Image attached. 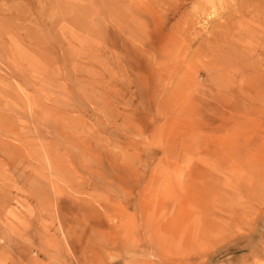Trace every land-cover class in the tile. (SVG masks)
Segmentation results:
<instances>
[{
	"label": "rangeland",
	"instance_id": "obj_1",
	"mask_svg": "<svg viewBox=\"0 0 264 264\" xmlns=\"http://www.w3.org/2000/svg\"><path fill=\"white\" fill-rule=\"evenodd\" d=\"M0 264H264V0H0Z\"/></svg>",
	"mask_w": 264,
	"mask_h": 264
},
{
	"label": "bare ground",
	"instance_id": "obj_2",
	"mask_svg": "<svg viewBox=\"0 0 264 264\" xmlns=\"http://www.w3.org/2000/svg\"><path fill=\"white\" fill-rule=\"evenodd\" d=\"M262 1V0H261ZM242 16V15H241ZM226 25V24H225ZM224 25V26H225ZM228 27V26H227ZM226 28V27H225ZM228 28H230V27H228ZM228 28H227V30H228ZM234 29H235V27H234ZM233 29V30H234ZM220 30H221V27H220ZM219 31V30H218ZM230 31H231V29H230ZM178 33V32H177ZM181 33V32H180ZM222 33V32H221ZM231 33H232V31H231ZM182 34V33H181ZM225 34H223V36H224ZM227 35V34H226ZM178 36V35H177ZM218 36H219V34H218ZM221 36V35H220ZM227 36H229V34L227 35ZM214 37V36H213ZM232 37V36H231ZM251 62V61H250ZM238 64V63H237ZM252 69V68H251ZM263 70V69H262ZM253 71V70H252ZM262 74V73H261ZM254 78V77H253ZM252 78V79H253ZM256 82V81H255ZM263 85V84H262ZM235 88V87H234ZM260 90H261V88H260ZM262 93V92H261ZM193 186V185H192ZM159 207V206H158ZM183 207V206H182ZM160 208V207H159ZM179 208H181V206H179ZM185 209H183V211H184ZM177 212V211H176ZM182 212V211H181ZM177 213H179V212H177ZM185 215V214H184ZM186 217L188 216L187 214L185 215ZM173 219V218H172ZM174 221V220H173ZM174 223V222H173ZM168 224V223H167ZM171 225V223L169 222V226ZM174 225H176L175 223H174Z\"/></svg>",
	"mask_w": 264,
	"mask_h": 264
}]
</instances>
